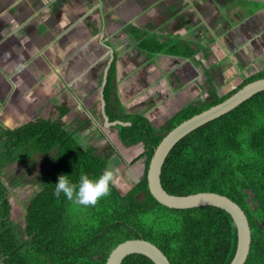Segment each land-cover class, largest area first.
Segmentation results:
<instances>
[{
  "label": "crops",
  "instance_id": "obj_1",
  "mask_svg": "<svg viewBox=\"0 0 264 264\" xmlns=\"http://www.w3.org/2000/svg\"><path fill=\"white\" fill-rule=\"evenodd\" d=\"M263 58L264 0H0V128L60 122L134 163L142 145L123 146L121 126L164 135Z\"/></svg>",
  "mask_w": 264,
  "mask_h": 264
},
{
  "label": "trees",
  "instance_id": "obj_2",
  "mask_svg": "<svg viewBox=\"0 0 264 264\" xmlns=\"http://www.w3.org/2000/svg\"><path fill=\"white\" fill-rule=\"evenodd\" d=\"M260 78L264 75L257 73L224 98L210 94L202 109L183 110L164 135H157L143 118L121 126L118 139L123 146L142 145V176L124 195L112 185L95 206L74 204L63 194L55 197V184L61 175L74 184L84 175L97 179L109 164L107 153L99 156L92 146L80 147L60 122L37 120L4 129L0 176L8 164L29 169L43 165L37 175L39 190L24 211V236L14 226L0 180V264H105L111 250L130 239L151 242L170 264H230L237 242L231 217L215 207H164L150 195L146 172L154 150L172 128ZM160 182L170 195L213 192L234 201L250 227L245 264H264V91L177 142L164 161ZM121 264L153 263L132 254Z\"/></svg>",
  "mask_w": 264,
  "mask_h": 264
},
{
  "label": "water",
  "instance_id": "obj_3",
  "mask_svg": "<svg viewBox=\"0 0 264 264\" xmlns=\"http://www.w3.org/2000/svg\"><path fill=\"white\" fill-rule=\"evenodd\" d=\"M262 91H264V78L251 81L222 102L209 107L172 128L161 139L154 150L146 172L147 187L150 195L164 207L181 210L215 207L225 211L231 217L236 228L237 242L230 264H245L250 250V227L242 209L228 197L213 192H200L186 196L170 195L161 186V169L171 149L182 138L202 125L229 113L244 101ZM132 254L147 257L153 264H170L159 248L143 239H130L121 242L111 250L105 264H121L125 257Z\"/></svg>",
  "mask_w": 264,
  "mask_h": 264
},
{
  "label": "rangeland",
  "instance_id": "obj_4",
  "mask_svg": "<svg viewBox=\"0 0 264 264\" xmlns=\"http://www.w3.org/2000/svg\"><path fill=\"white\" fill-rule=\"evenodd\" d=\"M239 3H241V1ZM248 49L250 50V48ZM240 64L241 65L238 67L239 69H241L243 65V61H240ZM240 73H242V77H237L238 75L236 74V79L232 81L231 84L232 87L219 86L218 87L219 94H218L217 90L213 88L214 87L213 84H210L208 85L207 91L214 97L215 96H219L223 98L227 97L233 90H235L238 86H240L250 77L255 76L257 73H262L264 75V58L258 61L257 66L253 64L245 68L243 67V69L240 70ZM237 78L240 79L237 80ZM229 83L230 81H227L225 84H229ZM205 100L209 102L211 99L206 95L200 97L197 104L198 105L201 104V107L197 106V108L200 109L204 108V106H206ZM3 130H4L3 128H0V133ZM163 130H168V129L164 128ZM90 140H91L90 138L86 140L88 144H84V147L92 146V147H97L98 149H103L104 147L107 149L109 148V145H107L108 144L107 141L104 139L100 140V138H95L93 139V141ZM143 160L144 159L134 162L135 163L134 164L131 163L132 160H125V158L119 159L116 158L114 155L113 159L109 161L108 169L114 171L116 178V183L114 184V187H116V189L119 191L121 195H124L127 191H129L142 176V172L144 169ZM3 161H5V159ZM42 165L43 163H40V165L29 169L24 165H20V163H13L11 165L8 164L3 167L2 174L0 176V180L3 182L5 186L4 188L11 205V211H10L11 219L14 223V226L23 236L25 234L24 211L29 200L39 190L40 186L37 180V175L40 172ZM249 199H250L249 200L250 205L253 208L254 207L253 198L249 197Z\"/></svg>",
  "mask_w": 264,
  "mask_h": 264
},
{
  "label": "clouds",
  "instance_id": "obj_5",
  "mask_svg": "<svg viewBox=\"0 0 264 264\" xmlns=\"http://www.w3.org/2000/svg\"><path fill=\"white\" fill-rule=\"evenodd\" d=\"M115 183V173L111 169H105L97 179L81 176L75 184L68 175H61L55 184L54 196L59 198L63 194L74 204L95 206L102 197L110 194V188Z\"/></svg>",
  "mask_w": 264,
  "mask_h": 264
},
{
  "label": "flooded vegetation",
  "instance_id": "obj_6",
  "mask_svg": "<svg viewBox=\"0 0 264 264\" xmlns=\"http://www.w3.org/2000/svg\"><path fill=\"white\" fill-rule=\"evenodd\" d=\"M262 187H264V185ZM253 209H255V208L253 207ZM263 236H264V230H263Z\"/></svg>",
  "mask_w": 264,
  "mask_h": 264
}]
</instances>
